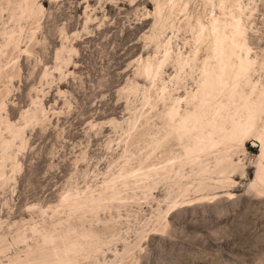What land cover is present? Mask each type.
I'll return each instance as SVG.
<instances>
[{"label":"rangeland","instance_id":"1","mask_svg":"<svg viewBox=\"0 0 264 264\" xmlns=\"http://www.w3.org/2000/svg\"><path fill=\"white\" fill-rule=\"evenodd\" d=\"M18 1L0 0V142L11 138L9 125L23 128L26 140L11 149L20 168L13 173L12 161H5L13 178L0 180V237L7 246L0 264L25 257L69 223L73 236L82 228L98 235L78 264H264L260 143L249 136L245 148L227 141L201 154L213 170L215 157L233 144L227 164H234L218 184L221 175L209 180L184 160L197 133L211 132L207 117L221 118V103L230 131L232 120L249 118L245 103L264 89V0H242L250 58L259 61L249 73L256 90L242 79L232 97L225 92L206 112L199 99L220 90L219 69L212 70L217 44L215 36L198 41L196 24L213 18L223 24L221 5L229 11L233 0H181L189 2L186 10L180 2L166 5L161 17L157 0H39L44 13L37 18L14 16ZM12 31L17 49L7 48ZM150 59L166 60L160 78L144 71ZM173 98L182 100L180 114L199 117L189 132L179 129L159 147ZM151 169L159 174L140 178ZM108 185L125 199L86 209L92 196L109 193Z\"/></svg>","mask_w":264,"mask_h":264},{"label":"bare ground","instance_id":"2","mask_svg":"<svg viewBox=\"0 0 264 264\" xmlns=\"http://www.w3.org/2000/svg\"><path fill=\"white\" fill-rule=\"evenodd\" d=\"M179 2L182 4V9L186 10L189 3L187 1L183 2L181 0H164V2H161L157 0L156 14L161 17L164 6L173 5L174 3ZM10 3L11 0H7V4ZM221 8L224 11L222 14L223 18L225 19L223 24H221L220 20L217 18H213V21H211L209 24H205L199 20L196 24L198 30V41L203 42L204 37L212 38L215 36L217 44L215 49H213L212 57L217 60V65L212 67V70L218 71L217 69H219V72L216 74L215 81H219L220 90L215 94L211 93L206 95L204 99H199V101L202 103V110L204 112H206L208 108H213L214 104L219 102L218 99L222 97L225 92H228L227 95L232 97L233 94L231 93L233 92L234 87L236 84H239V81L242 79L246 84L251 85L252 90L255 91L257 88L254 79L251 77V75H249L253 66L259 61L257 59L250 58V55L252 54V47L250 46L247 39V29L245 27L246 23L243 19V15L245 14V11L248 10V8L243 5L242 0H233L231 3V9L229 11L225 9L223 4L221 5ZM16 12H21V16L28 15V17L30 16L32 18H37L44 13V8L42 5H40L39 0H20L13 4V15ZM227 29H230V35L226 33ZM169 45L170 41L166 44V49L169 48ZM10 47H14L16 49L19 48L17 33L14 31H12L7 38V48L9 49ZM168 56L169 53L167 52L165 58H168ZM231 56L234 57L236 60L235 62L232 60ZM165 62L166 60L161 62L158 61V59H150L144 65L143 69L146 73H149L152 78H157L161 75L162 67L164 66ZM206 63L207 62H204V64ZM260 64L261 67H263L264 61ZM48 75L49 73L46 72L44 77H48ZM167 84L168 83L164 82V86ZM194 100L195 98H192V101ZM181 101L182 100L180 98H173V106L166 112L168 127L165 133L158 140H156L155 143L157 146L160 147L162 139L167 140L171 137V135H175L176 131L179 129H182L184 133L189 132V123L192 120L198 119L199 112L197 111L188 112L186 116L180 114L176 106L179 105ZM250 102L251 101L248 100L245 103V105L248 104L249 118L246 121L241 120L237 123L232 120L231 123L233 126L230 131L226 127L225 119H227V117L223 113V110L226 107L223 103L220 104V109L218 110L221 114L220 119H216V117L213 115H209L207 117L206 125L211 129V132L206 130L198 132L194 146L192 148L186 149V157L184 158V160L190 163H195L197 168L196 172L199 175H210L209 180H212L211 174H218L221 176H218L219 179L215 181L216 184L225 181L224 177L226 168L234 164L232 162L230 165L227 164L228 161H231L229 150L233 147V144L230 143L227 151L224 153L220 151L219 156L215 157L217 161L213 170L206 166L205 161L200 159V155L217 148L221 143L225 144L227 141H235L238 143V145L245 148L246 139L249 136H254V139H256V141L261 145V157L264 158V89L259 91L256 102L249 104ZM40 112L46 117L47 109L40 107ZM8 129L10 131L11 138H2L0 142V152H2V159L0 162V180L3 182L13 178L8 177L4 171L5 161H12L13 173L20 168V165L16 160V156L11 153V149L13 145H15V141L20 142L21 147H23L26 142L23 128L12 129V127L9 125ZM202 144L205 146L204 148L200 149ZM196 157L197 161L194 160ZM153 170L151 169L146 172H142L141 175H139L140 178L146 177L150 174L153 176L159 174L156 170ZM135 172L138 171L136 170L134 173ZM163 176L168 178L170 177V174L166 173V175ZM174 176L178 182H181L180 179L184 177H182V175H180L178 172L174 173ZM113 186H109V193L106 195H101L99 197L92 196L90 199V206H88L86 209L92 211L102 206L105 200H118L119 202H122V200L125 199V196H122L121 191L115 189ZM66 201H70V197H67ZM70 203L72 209L80 211L84 210V208L79 207L78 202ZM177 206L178 201H175L173 205L170 206L169 212L167 214L173 211ZM81 218L82 215H79L78 220H81ZM81 230L82 231L79 232L77 231L75 236H73V233L76 232V227L69 223L68 228L65 231L51 232L49 235L43 238L42 245H39L36 249H30L29 253H27L25 257L16 256L15 258L10 259L8 264H78L79 258L86 253L87 249L91 247L96 241V238H98L97 233L92 228H82ZM6 249L7 246L5 239L0 237V253H4Z\"/></svg>","mask_w":264,"mask_h":264}]
</instances>
